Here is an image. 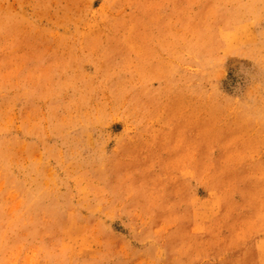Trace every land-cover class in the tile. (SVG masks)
<instances>
[{
	"label": "rangeland",
	"instance_id": "374dc122",
	"mask_svg": "<svg viewBox=\"0 0 264 264\" xmlns=\"http://www.w3.org/2000/svg\"><path fill=\"white\" fill-rule=\"evenodd\" d=\"M0 264H264V0H0Z\"/></svg>",
	"mask_w": 264,
	"mask_h": 264
},
{
	"label": "bare ground",
	"instance_id": "6f19581e",
	"mask_svg": "<svg viewBox=\"0 0 264 264\" xmlns=\"http://www.w3.org/2000/svg\"><path fill=\"white\" fill-rule=\"evenodd\" d=\"M115 16H116V15H115ZM161 17H162V15H161ZM133 27H134V26H133ZM133 27H132V28H133ZM219 32H220V31H219ZM197 37H198V36H197ZM234 38H235V37H234ZM196 39H198V38H196ZM235 39H236V38H235ZM236 40H237V39H236ZM231 43H232V42H231ZM226 50H227V49H226ZM138 54H139V51H138Z\"/></svg>",
	"mask_w": 264,
	"mask_h": 264
}]
</instances>
